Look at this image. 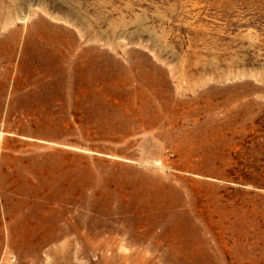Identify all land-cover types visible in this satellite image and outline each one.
<instances>
[{
    "label": "rangeland",
    "instance_id": "rangeland-1",
    "mask_svg": "<svg viewBox=\"0 0 264 264\" xmlns=\"http://www.w3.org/2000/svg\"><path fill=\"white\" fill-rule=\"evenodd\" d=\"M0 264H264V0H0Z\"/></svg>",
    "mask_w": 264,
    "mask_h": 264
}]
</instances>
